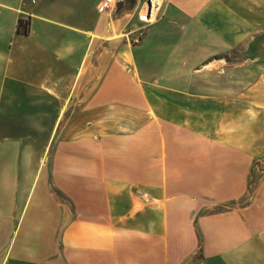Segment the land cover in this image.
<instances>
[{
	"label": "crops",
	"instance_id": "obj_1",
	"mask_svg": "<svg viewBox=\"0 0 264 264\" xmlns=\"http://www.w3.org/2000/svg\"><path fill=\"white\" fill-rule=\"evenodd\" d=\"M101 1L0 0V264H264V0Z\"/></svg>",
	"mask_w": 264,
	"mask_h": 264
},
{
	"label": "built area",
	"instance_id": "obj_2",
	"mask_svg": "<svg viewBox=\"0 0 264 264\" xmlns=\"http://www.w3.org/2000/svg\"><path fill=\"white\" fill-rule=\"evenodd\" d=\"M28 1L31 3L34 2V0ZM124 1L125 0H102L98 7V10L100 12L112 14L116 11L118 5L123 3ZM164 1L165 0H140V6L137 14L142 18L143 26L139 28L135 33V37L133 38V42L135 44L139 43V41L143 37L145 28L151 25L157 19Z\"/></svg>",
	"mask_w": 264,
	"mask_h": 264
},
{
	"label": "trees",
	"instance_id": "obj_3",
	"mask_svg": "<svg viewBox=\"0 0 264 264\" xmlns=\"http://www.w3.org/2000/svg\"><path fill=\"white\" fill-rule=\"evenodd\" d=\"M16 31L19 34L26 35L27 32H28V23H27V21L19 20L18 23H17Z\"/></svg>",
	"mask_w": 264,
	"mask_h": 264
},
{
	"label": "rangeland",
	"instance_id": "obj_4",
	"mask_svg": "<svg viewBox=\"0 0 264 264\" xmlns=\"http://www.w3.org/2000/svg\"><path fill=\"white\" fill-rule=\"evenodd\" d=\"M263 174H264V165L258 166L257 173H255V178L259 179Z\"/></svg>",
	"mask_w": 264,
	"mask_h": 264
}]
</instances>
